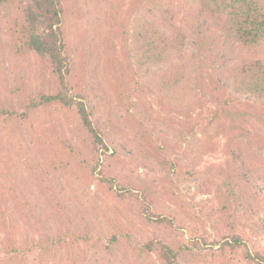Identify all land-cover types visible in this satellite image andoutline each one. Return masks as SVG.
<instances>
[{
    "label": "rangeland",
    "instance_id": "obj_1",
    "mask_svg": "<svg viewBox=\"0 0 264 264\" xmlns=\"http://www.w3.org/2000/svg\"><path fill=\"white\" fill-rule=\"evenodd\" d=\"M205 1L59 0L98 150L72 111L21 117L57 83L22 47L23 5L0 4V264H159L136 252L148 239L175 264H264V86L237 77L264 62V36L235 40ZM224 95L234 104L203 129V102Z\"/></svg>",
    "mask_w": 264,
    "mask_h": 264
},
{
    "label": "trees",
    "instance_id": "obj_2",
    "mask_svg": "<svg viewBox=\"0 0 264 264\" xmlns=\"http://www.w3.org/2000/svg\"><path fill=\"white\" fill-rule=\"evenodd\" d=\"M20 2L22 6V23L20 42L26 52H31L41 60L48 62L51 73L56 79L57 87L51 93L41 92L36 100H31L26 106V111L21 114L24 119L37 111L40 107L48 108L60 106L67 111L74 112L81 125L92 138L93 148L106 149L103 144L102 133L93 123L88 107L84 103L83 96L75 93L68 83L69 69L68 59L63 54L64 44L60 29L62 10L59 0H0V4L6 2ZM203 13L215 19L226 32L235 40L251 44L256 43L264 36V14L253 0H206L203 5ZM167 45V44H166ZM256 74H252L250 68L238 70V78L241 83H261L264 86V62H254ZM232 96H222V100L215 107L204 101V109L208 114L203 119V129H206L216 120L228 113V108L234 104ZM201 123V122H199ZM198 123V124H199ZM170 167L178 168L180 164L170 162ZM8 243L9 249L15 251L12 239ZM234 246L240 238H231ZM137 254L149 255L155 252L159 264H175L180 258L178 249L165 241L148 239L142 246L136 247Z\"/></svg>",
    "mask_w": 264,
    "mask_h": 264
}]
</instances>
